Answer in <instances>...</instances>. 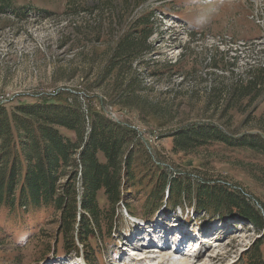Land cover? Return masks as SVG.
<instances>
[{
    "label": "rangeland",
    "instance_id": "1",
    "mask_svg": "<svg viewBox=\"0 0 264 264\" xmlns=\"http://www.w3.org/2000/svg\"><path fill=\"white\" fill-rule=\"evenodd\" d=\"M13 2L16 14H0V102H11L10 108L36 103V96L63 93L60 98L68 103L76 96L86 113L94 104L129 124L136 155L140 163L146 162L137 170L141 183L124 195L130 212L120 206L110 237L105 233L91 240L89 260L125 264L146 251L129 243L147 248L151 243L157 249L164 243L177 261L174 241L178 247L184 245L179 249L182 260L188 256V263L182 264H246L244 253L257 241L264 259V239L258 240L260 232L250 223L212 212L194 213L187 204L172 206L164 200L153 205L152 200L158 166L173 177L189 176L194 185L230 188L264 216V186L258 178L264 173L262 156L220 143L183 156L172 151L171 137L204 123L219 125L234 139L264 136V89L237 93L235 88L253 77L248 73L251 67L264 64V0ZM145 16L153 29L146 42L150 51L141 55V64L120 63L118 81L113 74L104 77L117 42ZM146 69L157 75L149 76ZM120 83L131 87L130 104L142 117L115 107L117 95L125 90ZM245 93L249 104L239 105L236 98ZM234 95L233 110L226 112ZM91 96L97 101H89ZM99 205L106 207L102 195ZM43 220L46 215L38 213L16 222L0 210V264H85L63 252L55 225Z\"/></svg>",
    "mask_w": 264,
    "mask_h": 264
},
{
    "label": "trees",
    "instance_id": "2",
    "mask_svg": "<svg viewBox=\"0 0 264 264\" xmlns=\"http://www.w3.org/2000/svg\"><path fill=\"white\" fill-rule=\"evenodd\" d=\"M16 10L13 0H0V14H16ZM181 15L177 13L185 23ZM152 32L149 17L134 21L131 31L115 45L104 77L113 74L118 81L120 63L129 66L138 61L141 64V55L150 51L146 42ZM167 66L173 67L172 64ZM248 73L253 77L239 83L235 87L237 93L264 89V64L251 67ZM148 74L157 75L152 71ZM122 83L119 88L125 87ZM124 89L117 95L119 100L115 107L129 109L142 117L140 110L130 104L133 101L129 97L131 87ZM60 94L63 95L58 93L53 96L55 98L36 96L37 102L30 105L20 103L8 108L11 102L0 103V210H5L16 222L38 213L45 214L47 220L43 221L55 225L54 235L61 238L65 254L82 258L85 264H96L89 260L91 240L105 233L110 237L121 205L130 212L124 195L141 183L142 177H138L137 170L146 162L140 163L136 155L135 136L130 127L110 120L104 110L94 104L84 113L76 96L68 103ZM247 96L249 93L229 98L224 110H233V98L239 105H248ZM89 99L97 101L95 96ZM250 113L254 115L255 111ZM178 132L171 136L172 151L183 156L211 143H220L231 149L249 150L264 158V136L234 139L224 134L219 125L211 123ZM153 177H156L153 205L165 200L172 206H192L194 213L236 217L260 232L258 240L264 239L263 214L238 192L214 184L194 185L189 176L173 177L158 166ZM258 178L264 186V173ZM165 190L166 195L163 194ZM100 195L105 198V208L99 205ZM260 244L257 241L245 251L246 264H264Z\"/></svg>",
    "mask_w": 264,
    "mask_h": 264
},
{
    "label": "bare ground",
    "instance_id": "3",
    "mask_svg": "<svg viewBox=\"0 0 264 264\" xmlns=\"http://www.w3.org/2000/svg\"><path fill=\"white\" fill-rule=\"evenodd\" d=\"M137 238H134V240H136ZM139 239H142L139 238ZM138 240V239H137ZM132 247L137 248L136 250H139L140 246L141 247H145L146 251L145 254L143 256H137L136 258H131L129 262L125 263V264H179V263H183L186 262L188 263V256H185L182 260V257L184 254H181V252H179L180 247L182 248L184 245H181L180 247H178V249H176L177 247H174L173 249H176L175 251L172 249V254L176 255V254H180L178 257L179 259L177 261H174L173 256H169L168 255V249L166 250V246L164 247V243L161 246L160 249H157L156 247L154 248L153 244H149L148 248L145 246L146 244H142L140 243L139 245L137 243H129ZM191 245H189L190 247ZM164 247V248H163ZM192 249V248H191ZM136 256V255H135ZM175 258V257H174ZM210 259V261L214 260V256H209L208 257ZM119 264H123V263H119Z\"/></svg>",
    "mask_w": 264,
    "mask_h": 264
},
{
    "label": "built area",
    "instance_id": "4",
    "mask_svg": "<svg viewBox=\"0 0 264 264\" xmlns=\"http://www.w3.org/2000/svg\"><path fill=\"white\" fill-rule=\"evenodd\" d=\"M0 103H6V102H0ZM83 111L86 113V110L85 109H83ZM106 113V116L110 119V120H112V121H115V122H117L118 121V119H117V117L112 113V112H105ZM119 122V121H118ZM124 124V123H123ZM126 126H128V127H130V125L129 124H125ZM131 128V127H130ZM132 129V128H131ZM133 130V129H132ZM153 138H156V137H153Z\"/></svg>",
    "mask_w": 264,
    "mask_h": 264
},
{
    "label": "clouds",
    "instance_id": "5",
    "mask_svg": "<svg viewBox=\"0 0 264 264\" xmlns=\"http://www.w3.org/2000/svg\"><path fill=\"white\" fill-rule=\"evenodd\" d=\"M20 242H21L22 244H26V238H25V237H21V238H20Z\"/></svg>",
    "mask_w": 264,
    "mask_h": 264
}]
</instances>
